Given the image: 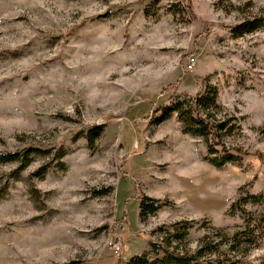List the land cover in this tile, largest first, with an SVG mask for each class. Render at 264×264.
<instances>
[{
	"label": "rangeland",
	"instance_id": "1",
	"mask_svg": "<svg viewBox=\"0 0 264 264\" xmlns=\"http://www.w3.org/2000/svg\"><path fill=\"white\" fill-rule=\"evenodd\" d=\"M263 11L264 0H0V152H46L19 174L0 164V264L155 260L160 228L180 221L191 229L179 252L230 239L196 264H264V29L232 33ZM206 87L239 127L224 141L248 154L240 163L210 165L177 115L154 123ZM143 196L169 205L142 222ZM245 232L256 243L232 249Z\"/></svg>",
	"mask_w": 264,
	"mask_h": 264
},
{
	"label": "trees",
	"instance_id": "2",
	"mask_svg": "<svg viewBox=\"0 0 264 264\" xmlns=\"http://www.w3.org/2000/svg\"><path fill=\"white\" fill-rule=\"evenodd\" d=\"M189 9L191 5L188 4ZM264 29V11L254 17L245 19L242 23L236 25L232 29L235 37L240 38ZM221 106L217 101V92L211 87H206L204 93L195 97H177L171 104L160 108L154 118V123L160 125L165 121L177 115V121L182 124L185 134L192 137L200 138L206 146V156L204 157L210 165L215 168H223L229 164L240 163L248 155L244 149L237 146H228L224 141L226 136H230L239 127L236 124L229 126L230 121L222 118ZM220 116V117H219ZM105 127L97 126L92 128L86 134V140L89 147H93L96 140L100 139L104 134ZM45 150L30 148L24 152H0V164L18 163L17 171L19 174L27 168L32 162V156L37 153H46ZM64 155L61 152L60 157ZM105 194V192H104ZM248 202L260 203L262 198L258 196H249ZM161 199H154L143 196L140 203V220L146 222L148 218L156 215L169 204ZM190 222L180 221L169 227L160 228L165 231V236L161 237L160 244H151L156 254V259L151 260L148 254L132 257L125 264H196L198 256L204 249L219 251L220 247L230 241L227 236H223L217 243L204 244L200 249L190 255L187 251L179 252L180 248H173V240L184 242L189 236ZM249 237L250 243H256L253 235L237 234L234 238L232 249L239 245V237ZM212 246V248H211Z\"/></svg>",
	"mask_w": 264,
	"mask_h": 264
},
{
	"label": "built area",
	"instance_id": "3",
	"mask_svg": "<svg viewBox=\"0 0 264 264\" xmlns=\"http://www.w3.org/2000/svg\"><path fill=\"white\" fill-rule=\"evenodd\" d=\"M195 67V62H190L188 65V70H193ZM110 249L116 257H119L122 254L123 250V241L121 239L114 240L110 243Z\"/></svg>",
	"mask_w": 264,
	"mask_h": 264
}]
</instances>
